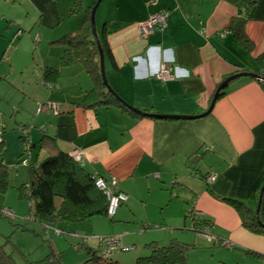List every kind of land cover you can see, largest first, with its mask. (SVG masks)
<instances>
[{
	"label": "crops",
	"instance_id": "1",
	"mask_svg": "<svg viewBox=\"0 0 264 264\" xmlns=\"http://www.w3.org/2000/svg\"><path fill=\"white\" fill-rule=\"evenodd\" d=\"M105 5L102 30L106 24L108 31L99 36L106 42L107 80L125 103L148 114L125 109L116 96L108 103L83 104L95 78L81 61L61 65V45L53 61L41 59L37 67V78L51 102L44 103L49 113L33 120L24 115L22 106L28 97L37 103L41 89L31 93L35 88L29 89V76L24 85L25 77L21 84L7 82L9 66L23 62L24 41L13 44L19 24L32 31L31 26L40 23L35 37L40 39L41 51V28L47 26L54 34L60 25L57 7L55 0H0V27L11 37L9 46L2 37L0 49V74L6 77L0 82V162L15 170L10 188L27 180L26 156L37 162L41 154L46 156L40 142L47 134L65 152L82 150L84 166L91 172L117 177L118 188L129 196L126 206L137 203L139 195L145 198L153 193L158 222L169 227L164 233L170 232L172 238L192 242L196 250L234 254L241 264H264V234L247 229L228 200L240 199L256 211L259 207L264 218L261 79L241 76L231 81L204 114L227 77L242 71L263 75L257 57L264 53V0H107ZM23 7L26 14L38 11L34 23L26 25L19 16ZM162 10L168 12V26L142 37L139 23ZM240 12L254 44L251 51L229 29ZM163 64L170 76L166 80L157 76ZM48 66L59 69L57 78H46ZM72 80L78 84L77 91L69 85ZM206 176H214L209 184ZM124 209L118 208L117 213ZM191 209L194 217L213 224L214 244L193 229L192 216L187 215Z\"/></svg>",
	"mask_w": 264,
	"mask_h": 264
},
{
	"label": "trees",
	"instance_id": "2",
	"mask_svg": "<svg viewBox=\"0 0 264 264\" xmlns=\"http://www.w3.org/2000/svg\"><path fill=\"white\" fill-rule=\"evenodd\" d=\"M55 4L60 25L65 26L63 34L52 41L64 47L59 58L60 64L68 65L74 61H81L85 64L88 73L95 78L94 86L85 92L82 103H90V105L95 106L99 103L112 101L115 99V95L105 88L100 71L99 51L96 41L90 38L93 33L91 24L92 7H84L83 0H55ZM245 23L246 19L240 12L232 18L229 29L234 32L239 44L246 50L251 51L254 44L246 33ZM106 26V24L103 26V36L108 31ZM17 35L20 34L17 32ZM102 44L105 49V40L102 41ZM257 60L264 67V53L260 54ZM58 75V68L51 66L46 68V78L55 79ZM261 77V85L264 89V72ZM5 78L0 74V82ZM222 93L221 91L219 96ZM120 104L125 109L132 111L127 103L120 101ZM24 127L22 128L24 129ZM40 149L47 152L46 156L40 162L30 158L29 162L24 164L27 168V180L16 186L19 198L27 199L31 203L32 219L45 224L57 220L70 223L89 219L94 215H109L107 213L108 200L104 192L95 185V173L74 160L70 153L59 149L47 134L41 139ZM14 171L12 167L0 162V193L5 194L13 185L12 175L15 173ZM205 179L209 184L208 176ZM228 200L240 213L242 224L247 229L254 233L264 234V218L260 212L240 199L228 198ZM193 213H195L193 209L187 211V215L192 216L193 229L202 234L206 230L211 232L213 224L206 219H197ZM109 216L114 220L115 215ZM112 239L117 240L119 244L120 239L117 238L107 240L102 238L101 242L105 243V241ZM209 241L213 244L216 242L214 236ZM105 244L108 249V244ZM78 245L88 253V261H99L101 258L108 259L114 250L119 249L118 247L110 250L107 255H104L106 249L100 256L98 255L99 247L89 245L86 237L82 238ZM147 247L150 248V254L139 257L138 262L140 264L185 262L187 253L189 250L195 249L196 245L172 238L169 244L161 245L158 241L153 240L147 244ZM229 248H234V246ZM122 249L127 250V248ZM252 253L258 256L262 255L254 251ZM47 259L55 264H62L61 258L54 252H51ZM0 264H32V262L27 258L22 262H18L14 259L12 253H8L4 246H0Z\"/></svg>",
	"mask_w": 264,
	"mask_h": 264
},
{
	"label": "rangeland",
	"instance_id": "3",
	"mask_svg": "<svg viewBox=\"0 0 264 264\" xmlns=\"http://www.w3.org/2000/svg\"><path fill=\"white\" fill-rule=\"evenodd\" d=\"M96 1L83 0V6L93 7ZM106 2L107 0H103L97 9L96 24L98 34L103 31L102 25L104 22H102V19L105 17L103 11L106 10ZM26 13L27 9L25 7L19 13L26 25L27 23H32L36 15L39 14L37 10H32L30 14ZM16 24L17 27L19 23ZM19 25L22 29L21 33H19L20 37L18 36V39L13 38L17 39L13 45L16 46L21 41H24V47L20 51V59L23 62L21 66H9L10 72L7 82L13 85L14 83L21 84L23 77H25L23 80L24 85L25 80L28 82L29 76L31 77L29 89L31 90V87L35 88V92L31 91V93L36 94L41 89L40 94L37 93L39 102H31V97H28L26 99L28 103L22 106L24 115L33 117V120H36L47 112L44 108L48 106L44 105V103L51 102L45 97L47 92L44 91L40 78H37L39 73L37 72V67L41 59H45L49 64L55 56L57 57L58 48L63 45L51 43L50 40L58 39L61 33L65 31V26L63 24L58 25L54 30V34L50 32L49 27H42L43 43L41 47H43L40 51L37 45L40 39L38 40L37 35L35 37V33L40 31L41 24H33L31 26L32 31L30 27H26L24 24ZM6 31L8 30H3L0 27V49L3 39L6 45H10L11 37L4 35ZM90 38L95 39L94 32L90 35ZM2 52L3 49L0 51V56ZM26 64L28 65L27 67L25 66ZM2 65L0 63L1 67ZM73 81L75 80H72V84L70 83L69 85L72 88L74 87V91H77L78 84ZM64 89H66V86ZM41 106L42 110L40 109ZM39 159V161L43 159V154L40 155ZM153 197V193H149V196L145 198L139 195L137 203L126 206L129 200L128 196V199L119 207L120 209H125L116 213L114 220L109 215H94L89 219L77 222L66 223L65 221L57 220L53 223L45 224L32 219L30 201L20 199L17 188L12 187L5 194H0V246H4L8 253H12L16 261L22 262L27 258L32 264H55L47 259L51 252L61 258L62 264H140L138 258L150 254V248L147 247L148 243L156 240L161 245H165L169 244L172 238L169 235L170 232L164 233L165 230H169V227L158 222L160 212H157L154 206ZM5 209L11 210L12 214L7 215L4 213ZM188 220L191 224V218H188ZM165 234L166 238H163ZM84 237L87 238L89 245H93L96 248L99 247L98 255L100 256L107 249L106 244L101 242L102 238L106 240L111 238L120 239V246L127 248V250L119 247V249L112 252L108 259L101 258L99 261H88V253L78 245ZM210 246L214 245L211 244ZM194 250L196 248L189 250L185 262H176L174 264H241V262H237L234 254L226 252V255L222 256L218 253L213 254L205 249Z\"/></svg>",
	"mask_w": 264,
	"mask_h": 264
},
{
	"label": "built area",
	"instance_id": "4",
	"mask_svg": "<svg viewBox=\"0 0 264 264\" xmlns=\"http://www.w3.org/2000/svg\"><path fill=\"white\" fill-rule=\"evenodd\" d=\"M168 26V12L167 11H159L150 15L146 20L139 23V30L142 37H147L148 34L153 32L156 28L163 30ZM21 33V30L18 31V34ZM226 34V30L222 32V35ZM157 76L162 79H169L168 69L165 64H163L160 70L157 72ZM55 106V104H51V106ZM52 106V107H53ZM42 106L40 107V109ZM73 156L74 160L79 162L82 166H84V153L82 150L76 148L70 152ZM31 158V155L26 156L23 159V164H27ZM95 185L104 192L108 200V208L107 213L111 216L115 215L119 206L128 199V195L118 188L119 180L117 177L106 178L96 174L95 176ZM214 176L208 178L212 180ZM4 213L7 215H11L12 212L9 209H5ZM203 235H205L209 240H212L213 235L209 230H206ZM108 244V249L104 255H107L110 250L116 249L121 247L118 244V241L115 239L105 241ZM229 247H233L234 244L227 242L226 243Z\"/></svg>",
	"mask_w": 264,
	"mask_h": 264
},
{
	"label": "water",
	"instance_id": "5",
	"mask_svg": "<svg viewBox=\"0 0 264 264\" xmlns=\"http://www.w3.org/2000/svg\"><path fill=\"white\" fill-rule=\"evenodd\" d=\"M102 1L103 0H97L96 3L94 4V6L92 7V10H91V24H92L93 32L95 34L96 45H97V48H98V51H99L100 67H101L102 79H103V82H104L105 86L107 87V89L110 90L120 101L124 102L123 99H121L119 97V95L113 90V88L109 84V82L107 80L106 72H105V50H104V47H103V44H102V40H101L99 34L97 33L98 30H97V24H96V13H97V9H98V7H99V5L101 4ZM241 76H251V77H255V78L262 79V77H261L262 75H260V74H258L256 72H247V71L237 72V73H235V74L227 77L225 80H223L219 84V86H218V88H217V90L215 92L214 98L212 100V103H211L210 107L208 108V110L206 112H204V114H207V113H209L212 110V108H213V106H214L217 98L219 97L220 92L223 91L224 88L231 81H233V80H235V79H237V78H239ZM131 108L134 111L138 112V113L148 114L144 110H141V109H138V108H135V107H131ZM150 115H153V116H161L159 114H153V113H151ZM168 116H170V117H179V118L191 117V116H187V115H168ZM257 211H259V207H258Z\"/></svg>",
	"mask_w": 264,
	"mask_h": 264
}]
</instances>
